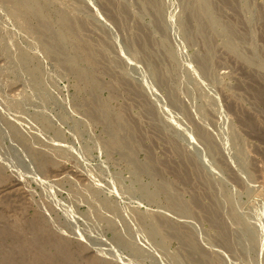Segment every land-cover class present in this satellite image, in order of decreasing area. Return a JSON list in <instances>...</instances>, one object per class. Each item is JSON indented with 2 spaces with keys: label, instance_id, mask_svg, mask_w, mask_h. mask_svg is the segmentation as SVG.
Returning <instances> with one entry per match:
<instances>
[{
  "label": "rangeland",
  "instance_id": "obj_1",
  "mask_svg": "<svg viewBox=\"0 0 264 264\" xmlns=\"http://www.w3.org/2000/svg\"><path fill=\"white\" fill-rule=\"evenodd\" d=\"M0 264H264V0H0Z\"/></svg>",
  "mask_w": 264,
  "mask_h": 264
},
{
  "label": "bare ground",
  "instance_id": "obj_2",
  "mask_svg": "<svg viewBox=\"0 0 264 264\" xmlns=\"http://www.w3.org/2000/svg\"><path fill=\"white\" fill-rule=\"evenodd\" d=\"M21 1H22V0H21ZM24 1H25V0H24ZM12 4H13V3H12ZM39 4H40V3H39ZM68 14H69V13H68ZM260 15H261V14H260ZM71 16H72V15H71ZM261 16H262V15H261ZM69 18H70V17H69ZM67 19H68V18H67ZM70 20L72 21L73 19H70ZM73 21H74V20H73ZM83 23H85V21H83ZM226 23H227V22H226ZM229 24H230V23H229ZM83 25H84V24H83ZM46 27H47V26H46ZM70 27H71V26H70ZM74 27H75V26H74ZM66 28H67V27H66ZM72 28H73V27H72ZM72 28H71V29H72ZM86 28H87V27H86ZM86 28H85V30H87ZM226 29H227V28H226ZM230 31H231V30H230ZM39 33H40V32H39ZM232 33H233V32H232ZM42 34H43V33H42ZM45 35H46V34H45ZM91 48H92V47H91ZM97 51H100V50L97 49ZM90 55H91V54H90ZM93 56H94V55H93ZM83 77H84V76H83ZM255 88H257V87H255ZM258 88H260V87H258ZM254 91H255V90H254ZM255 93H256V92H255ZM262 97H263V96H262ZM260 98H261V97H260ZM257 100H258V99H257ZM243 117H244V116H243ZM94 118H95V117H94ZM246 119H247V118H246ZM248 121H249V120H248ZM121 124H122V123H121ZM129 124H130V123H129ZM151 152H152V151H151ZM150 154H151V153H150ZM182 156H183V155H182ZM151 157H152V156H151ZM163 165H164V164H163ZM178 165H179V164H178ZM183 165H184V164H183ZM186 165H187V164H186ZM179 169H180V167H179ZM184 171H186V170H184ZM189 172H190V171H189ZM185 173H186V172H185ZM177 174H178V172H177ZM189 177H190V176H189ZM196 193H197V192H196ZM195 198H196V197H195ZM197 200H198V199H197ZM197 203H198V202H197ZM200 204H201V203H200ZM197 208H198V207H197ZM199 208H200V206H199ZM207 209H208V208H207ZM202 210H203V209H202ZM212 211H213V209H212ZM209 213H210V211H209ZM216 213H217V212H216ZM216 213H215V214H216ZM207 214H208V213H207ZM210 217H211V215H210ZM160 221H161V220H160ZM214 222H215V221H214ZM218 223H219V222H218ZM219 224H220V223H219ZM219 224H218V225H219ZM167 228H168V227H167ZM32 229H33V228H32ZM32 233H33V232H32ZM64 249H65V248H64ZM66 258H67V257H66ZM102 260H103V259H102Z\"/></svg>",
  "mask_w": 264,
  "mask_h": 264
}]
</instances>
